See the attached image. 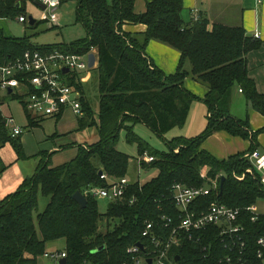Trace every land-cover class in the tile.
Here are the masks:
<instances>
[{
    "label": "trees",
    "instance_id": "16d2710c",
    "mask_svg": "<svg viewBox=\"0 0 264 264\" xmlns=\"http://www.w3.org/2000/svg\"><path fill=\"white\" fill-rule=\"evenodd\" d=\"M35 0H0V19L24 16L23 6ZM136 0H60L76 4L77 21L86 29V36L70 45L32 46L28 38H10L0 30V65L20 57L26 51L85 55L95 50L98 56L99 110L94 119L84 87L73 81L69 86L81 91L83 117L78 118V130L94 128L98 141L86 148L76 146V156L63 164L52 166L53 153H39L35 172L25 178L17 190L0 200V264H38L45 254L46 244L65 241L66 264H135L140 255L128 254V249L141 244L149 246L142 237L145 223L153 224V234L159 239L171 236L178 226L179 211L170 198L175 183L200 187L204 180L225 177L220 187L199 200L197 208L205 211L211 203L231 208H247L264 199L260 174L245 175L239 182L232 174L242 175L252 168L250 162L236 155L224 160L214 158L202 149L203 143L217 132L249 140L248 152L255 149L256 138L264 127L249 133L246 123L229 115L233 90L243 94L247 106L264 118V94H258L249 78L247 55L259 49L261 42L248 37L242 27L209 24L206 19H182L183 0H153L146 4L144 13L134 11ZM37 22L33 25L36 26ZM125 25H144L142 42L124 31ZM155 41L176 50L179 62L174 74L166 76L154 66L144 53L148 42ZM187 64L190 66L188 70ZM191 77L206 86L201 100L207 109L203 132L192 139L177 138L168 142V152L157 153L133 133L141 124L153 133L162 135L187 120L192 102L199 100L184 87ZM29 128L39 126L41 120L26 114ZM61 116L56 117L58 121ZM125 131L126 142L134 144L138 157L148 155L153 160L140 163L143 170H156L157 175L145 184L129 185L122 202L109 203L104 214L98 210L95 198L87 196L86 207H80L72 198L92 187H106L98 172L113 178H124L128 173L129 157L117 150L119 133ZM55 137V135L53 136ZM6 144L15 151L16 160L27 157L21 145V136L12 138L4 126L0 112V148ZM178 149V152L174 150ZM9 165L1 163L0 175ZM48 197L43 212L36 216L38 195ZM134 198L135 202L128 201ZM162 217L172 223L164 228ZM244 260L246 264H261L257 258V241L264 238V215L251 221L243 213ZM105 221L100 231L99 222ZM103 247L101 251L95 250ZM230 254L219 237L217 227L201 231L181 232L178 244L169 251L174 264H222ZM264 259V253H263Z\"/></svg>",
    "mask_w": 264,
    "mask_h": 264
},
{
    "label": "built area",
    "instance_id": "2783aa9c",
    "mask_svg": "<svg viewBox=\"0 0 264 264\" xmlns=\"http://www.w3.org/2000/svg\"><path fill=\"white\" fill-rule=\"evenodd\" d=\"M44 6L39 10V21L48 22L52 25L57 23V9L60 7V0H35ZM198 17H193L197 21ZM17 22L25 23L28 19L24 16L16 18ZM256 39L259 34H255ZM90 53L95 54L94 68L97 67L98 56L95 50ZM89 54V53H88ZM88 54L76 55L68 54L58 50L52 52L26 51L20 57L0 65V107L6 105L10 109L11 102H17L24 115L29 114L32 118L41 119L62 116L64 112L70 111L76 118L83 117L80 99L81 91L69 86L67 82L73 81L84 86L88 75ZM64 69L67 72L64 73ZM86 75V76H85ZM85 76V77H84ZM1 112V110H0ZM4 126L8 130L10 137L21 136L22 127L16 125L14 117L4 115L1 112ZM144 161L151 162L152 157H143ZM252 165L242 175L232 174L236 181H243L245 175L253 176L255 173L261 175L264 171V153L254 150L245 156ZM206 170H202L200 177L204 180V185L200 187H187L180 183L171 186L169 194L172 203L179 211L178 226L173 229L171 236L164 240L157 238L153 234V224L145 223L142 237L148 241L149 246H133L128 249V254L140 255L134 258L135 264H174L169 259V251L178 244L181 232L184 235L217 227L221 243L229 248L230 254L222 260V264H246L243 256V213L251 215V221H255L259 215L253 211L252 206L241 209L231 208L223 204L211 203L205 211H200L197 204L200 199L209 196L220 186V179H208ZM99 178L107 183L106 187H92L86 190L84 197L107 200L109 203L122 202L131 182L126 178H113L103 173ZM217 178H221L218 176ZM260 184L264 186V176H260ZM131 198L128 203H134ZM164 228H168L172 223L171 219L162 217ZM259 247L257 258L262 259L264 264V238L257 241ZM45 258L57 264L65 258L63 252L45 253Z\"/></svg>",
    "mask_w": 264,
    "mask_h": 264
},
{
    "label": "rangeland",
    "instance_id": "374dc122",
    "mask_svg": "<svg viewBox=\"0 0 264 264\" xmlns=\"http://www.w3.org/2000/svg\"><path fill=\"white\" fill-rule=\"evenodd\" d=\"M76 4L74 2H65L57 9V23L52 25L48 22L39 21V10L32 4L27 2L23 6V13L25 18L32 17L36 20V26H30L28 22L19 23L16 19H0V30L10 38H28L29 43L35 47H45L53 45H70L77 41L82 40L86 36V29L77 21L75 16ZM96 68V67H95ZM93 68L86 72L89 75L88 80L84 84V95L88 99L91 110L93 112L94 119H97L99 110V93H98V71ZM186 68L189 70L190 66L187 64ZM85 75V76H86ZM84 76V77H85ZM241 101L243 97L239 95ZM197 101L192 102L187 120L183 126H176L172 130L162 135L153 133L149 128L138 124L134 127L133 133L139 137L145 145L157 153L168 152V142L173 139L185 138L192 139L199 136L206 126V113L203 114L197 107H200ZM1 112L4 115H10L15 119L16 125L22 127L21 138L24 142H21L24 153L26 155L25 160H16L15 151L10 145L6 144L0 148V158L3 165L11 164V170L2 178L1 182L4 185L11 184L16 179L17 175H21L25 172L30 174L33 172L34 166H37L39 161V153H47V150L53 143L67 142L66 136L70 137L69 140L75 139L78 145L86 148L88 145H92L98 141L97 132L94 128H86L79 131L76 128L78 118H76L71 112H67L59 121L55 118L43 119L40 121L39 126L34 128L28 127V122L24 113L20 110L17 102H11L10 109H7L6 105L2 108ZM204 118V119H203ZM65 136H59L58 132H64L72 130ZM79 131V132H78ZM55 135V137H53ZM74 142V141H72ZM61 144V143H60ZM59 145V144H58ZM74 143L65 147V150L73 148ZM119 152L124 153L129 157L128 173L126 178L131 182H138L139 184H145L153 177L157 175L156 170H143L140 163H148L144 161L145 156L138 157L136 145L128 144L126 142V133L121 131L119 133V139L116 145ZM178 152V149L174 150ZM49 154V153H48ZM70 153H53L50 158L52 166L62 164L63 162L70 161ZM24 170V171H23ZM202 171V170H201ZM30 177V176H29ZM9 184V185H10ZM8 186V185H7ZM1 187V185H0ZM49 202V198L38 195V206L33 212V220L36 225V216L43 212L46 205ZM98 210L101 214H104L109 202L103 199H97ZM252 209L258 213H264V199H259L255 205H252ZM100 231L105 230V221L99 222ZM65 249V241L63 239L49 242L46 244L45 253L61 252ZM38 264H54L51 260L41 256L38 258Z\"/></svg>",
    "mask_w": 264,
    "mask_h": 264
},
{
    "label": "crops",
    "instance_id": "0c3cea01",
    "mask_svg": "<svg viewBox=\"0 0 264 264\" xmlns=\"http://www.w3.org/2000/svg\"><path fill=\"white\" fill-rule=\"evenodd\" d=\"M151 1L153 0H136L134 4L135 13H144L146 4ZM193 17L206 19L210 25L218 23L229 27H242L246 35L254 39H256L254 37L255 34H259L256 40L260 41L261 45L258 50L252 51L247 55V68L249 78L253 80L257 93L264 94V0H183L182 19L185 22H190ZM123 29L128 34H133L139 42H142V33L145 32L146 27L144 25H125ZM144 50L147 58L152 61L155 67L163 71L166 76L175 73L180 58L176 50L155 41L148 42ZM87 78H89V75ZM183 87L199 99L197 102L202 105L197 108L202 113V116L204 113L207 116V109L201 101L207 92L206 86L196 82L189 76L185 79ZM239 95L243 97L244 101L240 100ZM67 112L70 111L64 112L60 119ZM229 115L246 123L249 133L258 132L264 127L263 116L247 106L243 94L236 88L232 93ZM51 118L55 117L38 120ZM76 125L78 124L76 123ZM75 128L76 126L72 130L58 132L59 134L57 135L65 136ZM77 129L78 126L76 131ZM70 137H64L67 138V142H60L61 144L58 143L59 145L53 143L47 153H70V160H72L76 156V145L78 143L75 142V139L69 140L68 138ZM21 142H24L23 138H21ZM71 143H74L75 146L70 150H65V147L71 145ZM251 145L249 140L233 137L225 132H217L207 138L202 145V149L218 160H224L236 155H242L243 159L248 160L245 156L250 153L248 151ZM254 146L256 150L264 153V133L257 135L256 145ZM36 167L34 166L31 174L29 171L17 175L16 179L11 184L9 183L10 185L7 184V186L2 184L1 180L11 170L10 164L8 169L0 175V200L14 193L25 178L33 175ZM261 176H264V171L261 172Z\"/></svg>",
    "mask_w": 264,
    "mask_h": 264
},
{
    "label": "water",
    "instance_id": "95a60500",
    "mask_svg": "<svg viewBox=\"0 0 264 264\" xmlns=\"http://www.w3.org/2000/svg\"><path fill=\"white\" fill-rule=\"evenodd\" d=\"M33 4H34L37 8L41 9V10L44 9V6H43L42 4H40L39 2H37V1H34ZM35 23H36V20H35L34 18H32V17L29 16V17H28V24H29L30 26H33ZM94 62H95V54H94V53H89V54H88V68H89V69H93V68H94ZM65 72H67L66 69H64V73H65ZM101 174H102V171H99V172H98V176H100ZM224 180H225V177L222 176V177L220 178V186H219V187H220V192H221V190H222V186H223ZM72 198L74 199V201H75L80 207H82V208L86 207V205H87V199H86V197H84V195H83L81 192H76V193L72 196ZM137 246H138L140 249L143 248L141 244H137ZM102 249H103V247H101L100 249L95 250L94 253H96V252H98V251H101ZM57 264H66V259H65V258L60 259V260L57 262ZM148 264H150V261H148Z\"/></svg>",
    "mask_w": 264,
    "mask_h": 264
}]
</instances>
